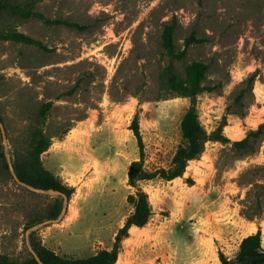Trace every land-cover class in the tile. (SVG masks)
<instances>
[{
	"label": "rangeland",
	"instance_id": "1",
	"mask_svg": "<svg viewBox=\"0 0 264 264\" xmlns=\"http://www.w3.org/2000/svg\"><path fill=\"white\" fill-rule=\"evenodd\" d=\"M172 22L170 52L163 28ZM14 32L34 42L7 36ZM191 34L206 40L187 44ZM194 61L208 64L203 85L211 87L196 95L199 121L207 133L225 121L229 141L207 140L182 176L129 186V163L139 158L133 116L143 168L169 167L190 98L162 74L172 67L185 76ZM256 69L239 114L234 96ZM0 121L12 164L28 163L42 133L51 142L42 165L74 184L66 213L31 231L30 243L72 258L110 249L133 210L126 197L140 189L151 215L129 229L115 264H220L219 252L233 259L258 226L264 249V214L242 213L256 209V199L264 209V137L253 151L232 146L264 121V0H0ZM60 203L13 179L0 131V254L29 257L26 229L57 218Z\"/></svg>",
	"mask_w": 264,
	"mask_h": 264
},
{
	"label": "trees",
	"instance_id": "2",
	"mask_svg": "<svg viewBox=\"0 0 264 264\" xmlns=\"http://www.w3.org/2000/svg\"><path fill=\"white\" fill-rule=\"evenodd\" d=\"M26 16H41L38 13L25 12ZM65 24L77 26L76 23L66 22ZM174 23L165 24L163 28V40L167 49L172 52L173 46V31ZM16 41L25 43H33L34 40L23 33L14 32L7 35ZM204 37H195L191 34L186 38V43L202 42ZM173 57L181 58V53H173ZM208 68V64L203 61H194L185 69V76L178 74L174 68L168 67L162 74L164 83L175 93L190 98V105L184 112L180 120V132L183 143L180 144L171 160L169 167H158L148 171L143 168L144 159V144L140 132L138 115L135 114L131 120L129 128L135 136L139 150V158L132 160L127 169V184L131 187H136L138 181L149 180L156 177L171 180L175 177L182 176L188 162L198 158L204 150V144L207 140L229 141L222 133V127L225 125L223 121L215 130L210 133L204 129L199 121L196 109V95L205 87L203 80ZM258 75V69L250 73L243 81L238 92L233 99V105L238 108L239 114H243L242 106L244 104L243 97L246 92H252L253 84ZM264 137V121L259 123L257 128L250 129L247 134L240 140L232 141V146L236 149L253 151L255 142ZM51 144L50 139L42 133H38L34 144L32 145L28 165L25 162H14L13 167L20 181L30 184L34 187L43 189L52 188L64 193L68 198L74 192V186L68 185L62 181L57 175H54L46 169L40 160V155ZM192 183V179H189ZM259 189L264 188V185L258 186ZM129 204L133 206L132 212L127 215L122 226H120L114 236V240L110 249H100L91 256L83 258H72L61 256L53 250L38 243H31L42 264H115L118 253L121 249L122 240L128 237L131 226H144L150 215L151 206L148 200V195L145 191L138 189L134 195L129 193L126 197ZM253 211L243 210L242 213L248 219L261 218L264 214V209L261 206V200L256 199L253 204ZM61 208V203L57 205L56 210L52 214H57ZM220 264H264V249L261 246V228L258 226L256 232L243 237L239 243V249L233 259L228 258L222 252H219ZM0 264H39V261L30 252V256L22 261L9 259L6 255L0 254Z\"/></svg>",
	"mask_w": 264,
	"mask_h": 264
},
{
	"label": "water",
	"instance_id": "3",
	"mask_svg": "<svg viewBox=\"0 0 264 264\" xmlns=\"http://www.w3.org/2000/svg\"><path fill=\"white\" fill-rule=\"evenodd\" d=\"M0 131H1V134H2V139H3V145H4V153H5V156H6V162H7V165H8V168L10 170V173L12 174L13 176V179L23 185L24 187L28 188L29 190L31 191H35V192H39V193H43V194H49V195H59L62 197L63 199V203H62V208H61V211L58 215L57 218L53 219V220H48V221H43V222H39V223H36L34 225H31L30 227H28L25 231V242H26V245L29 249V251L34 255V257L39 261V264H42L39 260V257L37 256L36 252L34 251L30 241H29V234L31 231H34L35 229H37L38 227L42 226L43 224L45 223H48V222H55V221H59L61 219V217L66 213L67 211V207H68V197L58 191V190H54L52 188H48V189H43V188H39V187H34L30 184H27L23 181H20L19 178L17 177L16 173H15V170H14V167H13V164H12V161H11V158H10V155H9V152H8V146H7V139H6V135H5V130H4V126H3V123L0 121Z\"/></svg>",
	"mask_w": 264,
	"mask_h": 264
},
{
	"label": "crops",
	"instance_id": "4",
	"mask_svg": "<svg viewBox=\"0 0 264 264\" xmlns=\"http://www.w3.org/2000/svg\"><path fill=\"white\" fill-rule=\"evenodd\" d=\"M63 182H65V181H63ZM65 183L68 184V185H71V186L74 185L71 181H67V182H65Z\"/></svg>",
	"mask_w": 264,
	"mask_h": 264
},
{
	"label": "bare ground",
	"instance_id": "5",
	"mask_svg": "<svg viewBox=\"0 0 264 264\" xmlns=\"http://www.w3.org/2000/svg\"><path fill=\"white\" fill-rule=\"evenodd\" d=\"M71 217H72V216H71ZM131 227H135V228L137 227V228H140V227H138V226H134V225H133V226H131Z\"/></svg>",
	"mask_w": 264,
	"mask_h": 264
}]
</instances>
